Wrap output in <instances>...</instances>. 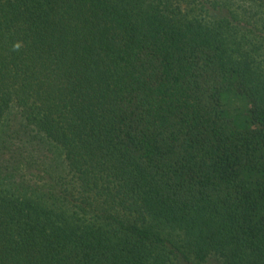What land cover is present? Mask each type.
<instances>
[{"label":"trees","instance_id":"obj_1","mask_svg":"<svg viewBox=\"0 0 264 264\" xmlns=\"http://www.w3.org/2000/svg\"><path fill=\"white\" fill-rule=\"evenodd\" d=\"M0 264H264V0H0Z\"/></svg>","mask_w":264,"mask_h":264}]
</instances>
